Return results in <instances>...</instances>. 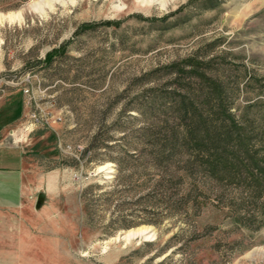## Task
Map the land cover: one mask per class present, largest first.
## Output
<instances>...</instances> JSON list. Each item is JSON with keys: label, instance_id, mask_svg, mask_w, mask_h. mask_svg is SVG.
Here are the masks:
<instances>
[{"label": "rangeland", "instance_id": "rangeland-1", "mask_svg": "<svg viewBox=\"0 0 264 264\" xmlns=\"http://www.w3.org/2000/svg\"><path fill=\"white\" fill-rule=\"evenodd\" d=\"M191 54L212 59L236 118L255 104L260 128L264 0H0L2 144L22 147L29 199L1 213L0 264H264V196L210 182L222 191L198 215H166L145 196L153 170L124 185L135 169L115 160L134 147L100 146L141 133L148 88Z\"/></svg>", "mask_w": 264, "mask_h": 264}, {"label": "trees", "instance_id": "trees-1", "mask_svg": "<svg viewBox=\"0 0 264 264\" xmlns=\"http://www.w3.org/2000/svg\"><path fill=\"white\" fill-rule=\"evenodd\" d=\"M63 49L64 45L46 52L44 63L49 65ZM211 61L191 54L172 62L167 82L148 88L146 124L141 133L100 143L106 149L134 147L124 160H115L118 171L124 165L135 169L123 179L124 185L132 189L136 167L153 170L142 183L147 189L145 196L158 195L166 215H198L207 195L222 191L213 189L210 182H237L253 198L264 196V115L260 128L250 118L255 104L247 105L239 119L235 117L228 101V83L207 70ZM91 150L89 145L83 153ZM87 192L88 188L83 195ZM85 206L88 209L89 204ZM235 217L238 223L251 227L240 216ZM189 224L196 233V222L189 219Z\"/></svg>", "mask_w": 264, "mask_h": 264}, {"label": "crops", "instance_id": "crops-1", "mask_svg": "<svg viewBox=\"0 0 264 264\" xmlns=\"http://www.w3.org/2000/svg\"><path fill=\"white\" fill-rule=\"evenodd\" d=\"M5 123L7 122L0 120V218L1 213L13 215L12 211L18 209L23 200H29L23 194L22 147L2 144V139L6 136L3 131L8 125ZM9 133L14 135L15 132L10 130Z\"/></svg>", "mask_w": 264, "mask_h": 264}, {"label": "built area", "instance_id": "built-area-1", "mask_svg": "<svg viewBox=\"0 0 264 264\" xmlns=\"http://www.w3.org/2000/svg\"><path fill=\"white\" fill-rule=\"evenodd\" d=\"M24 92H26V93H27V92H28V89H25V90H24Z\"/></svg>", "mask_w": 264, "mask_h": 264}, {"label": "water", "instance_id": "water-1", "mask_svg": "<svg viewBox=\"0 0 264 264\" xmlns=\"http://www.w3.org/2000/svg\"><path fill=\"white\" fill-rule=\"evenodd\" d=\"M40 200H41V198H40Z\"/></svg>", "mask_w": 264, "mask_h": 264}]
</instances>
